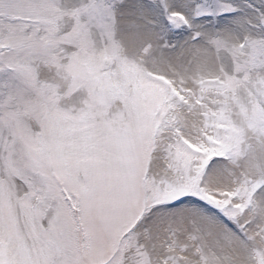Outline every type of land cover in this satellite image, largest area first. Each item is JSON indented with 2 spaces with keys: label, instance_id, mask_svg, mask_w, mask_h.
I'll return each mask as SVG.
<instances>
[{
  "label": "snow or ice",
  "instance_id": "obj_1",
  "mask_svg": "<svg viewBox=\"0 0 264 264\" xmlns=\"http://www.w3.org/2000/svg\"><path fill=\"white\" fill-rule=\"evenodd\" d=\"M0 264H264V0H0Z\"/></svg>",
  "mask_w": 264,
  "mask_h": 264
}]
</instances>
